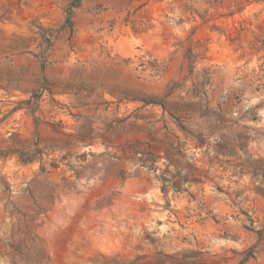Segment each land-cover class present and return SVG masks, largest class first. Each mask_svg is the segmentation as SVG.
Returning a JSON list of instances; mask_svg holds the SVG:
<instances>
[{"label":"rangeland","instance_id":"rangeland-1","mask_svg":"<svg viewBox=\"0 0 264 264\" xmlns=\"http://www.w3.org/2000/svg\"><path fill=\"white\" fill-rule=\"evenodd\" d=\"M154 190L217 240H131ZM0 264H264V0H0Z\"/></svg>","mask_w":264,"mask_h":264},{"label":"bare ground","instance_id":"bare-ground-1","mask_svg":"<svg viewBox=\"0 0 264 264\" xmlns=\"http://www.w3.org/2000/svg\"><path fill=\"white\" fill-rule=\"evenodd\" d=\"M73 61L74 60L72 56L69 58H63V63L61 65L63 67H64V64L69 66V65H72ZM144 181H145V178H144ZM151 181L153 183L159 184V179L154 175L151 176ZM145 184H143L144 187H145ZM201 187L199 186L196 187V193L198 195V198H200L204 202V205H206L209 208H214L216 210L227 209V206L224 204L225 202L223 203L222 200L217 199L218 196L215 197V195L210 190H208L206 187L203 189ZM72 192L73 191H71V194ZM167 204H169V206H167ZM146 205H147V209L143 213V216H142L143 218L133 221L132 224L127 226L126 228V231L128 232L130 236V239L133 241L135 239H138L139 242L142 243L146 248H151L154 250L156 244H158L162 250L168 253H171V252L179 250L181 247H186V246H189L192 249L197 244L200 247L201 246L206 247V246L212 245L213 241H215V239L217 238L218 231H220L218 230L217 226L214 224V222L211 219H203L202 216L200 217L196 215L194 211L192 210L188 211L186 209L187 200L182 195L172 194V193L169 195H165V194H157L155 190L149 191L146 194ZM153 224H154L153 230L156 231L155 240H157V243L152 242L148 240V238H146L147 232L149 228H152ZM101 226L104 230L105 237H108V238L117 237L118 238L117 230L113 229V231L112 230L108 231L107 230L108 227L107 228L105 227L106 226L105 222L101 224ZM112 242L113 241H111V243ZM77 248L78 249L81 248V250H83L85 246L80 243V246H78Z\"/></svg>","mask_w":264,"mask_h":264}]
</instances>
